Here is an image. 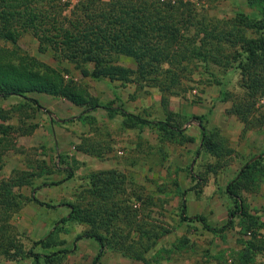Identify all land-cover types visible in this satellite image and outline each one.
<instances>
[{
  "label": "trees",
  "instance_id": "obj_1",
  "mask_svg": "<svg viewBox=\"0 0 264 264\" xmlns=\"http://www.w3.org/2000/svg\"><path fill=\"white\" fill-rule=\"evenodd\" d=\"M247 2L255 15L237 10L230 18H217L201 12L193 0H79L72 5L67 0H0V41L15 44L19 35L30 32L39 51L50 50L55 60L73 65L81 76L156 87L161 94L159 106L163 118L154 121L134 114L128 117L133 122L129 126H149L156 131V152L161 163L167 158L163 148L167 143L193 141L182 129L187 118L170 110L169 97L187 88L185 84L192 81L199 69L209 72L211 66L224 69L237 64L243 92L233 98L225 114L235 115L244 131L264 133V106H256L257 98L264 95V0ZM120 56L132 58L135 68L121 65ZM30 92L64 98L82 107L83 114L104 107L85 87L65 80L52 66L29 54L16 60L6 47L0 46V96L28 98L25 96ZM221 93L228 94L223 90ZM33 101L39 106L37 100ZM23 102L9 109L0 107V170L10 149L21 152L12 135L24 133V128L22 124L7 122L16 111L19 123L22 121L19 114L28 116L25 113L28 105ZM106 109L109 111V107ZM194 118L203 127L201 150L216 160L230 155L232 149L218 127L208 128L201 117ZM77 148L100 157L98 149L86 147L82 142ZM44 165L43 161H32L25 168H13L8 176L0 174V257L17 260L24 256L38 259L42 255L46 264H54L70 251L67 248H54L45 254L33 251L36 246L49 249L62 244L57 239L60 227L34 240L26 249L12 223L28 201H39L25 196L20 188L28 186ZM258 173H264V168L260 167V160H254L246 164L239 179L227 185V192L238 201L232 214H238L241 233L250 232L248 239H239L241 248L231 258V264H252L257 253L264 256V236L258 237L264 231V220L251 213L241 197L242 188L252 184ZM86 179L74 201L66 203L69 212L61 220L86 226L80 236L94 239L99 246L92 264H99L107 250L145 264L177 259L174 254L188 257L185 253L192 243L186 236L177 238L170 247H157L172 232L153 211L161 209L166 198L146 191L115 168L92 171ZM155 190L173 192L165 184L157 185ZM180 196L183 198L184 193ZM184 206L181 202L182 210ZM187 219L181 213V220ZM197 220L214 232L228 227L227 224L213 227L202 217ZM233 224L231 221L229 226Z\"/></svg>",
  "mask_w": 264,
  "mask_h": 264
},
{
  "label": "rangeland",
  "instance_id": "obj_2",
  "mask_svg": "<svg viewBox=\"0 0 264 264\" xmlns=\"http://www.w3.org/2000/svg\"><path fill=\"white\" fill-rule=\"evenodd\" d=\"M67 1L72 5L79 0ZM193 1L201 12L217 18H230L237 10L255 15L254 8L248 5L247 0ZM0 46L6 47L16 60L29 54L52 66L62 73L65 80H73L85 87L104 105L83 114L82 107L45 93L30 92L25 96L28 98L20 95L0 96V107L4 109L23 101L28 105L25 112L28 116L21 117L19 114L22 119L20 123L17 121L18 111L7 122L22 124L24 133L12 135L13 142L21 152L10 149L6 153L0 174L8 176L13 168H25L32 161L45 163L43 168L37 170L38 175L31 178V183L20 188L25 196L36 198L44 204L30 200L12 219L26 249L31 247L34 240L60 227L57 239L62 244L49 249L36 246L33 251L45 254L54 248H67L70 251L61 262L54 264H92L99 246L94 239L80 236L86 226L61 219L68 215L66 203L74 201L76 192L86 184V176L92 171L112 166L124 171L129 179L145 187L146 191L167 199L161 209L153 210L160 221L172 229L161 239L158 248L170 247L182 236L192 243L185 253L187 258L174 254L173 257L177 259L147 264H231V258L241 248L239 239H248L250 232L241 233L238 214H232L238 201L227 192V185L239 179L249 162L260 160V167L264 168V133L253 129L244 131L243 124L235 115L225 114L233 98L243 92L239 85L240 70L237 64L224 69L211 66L209 72L199 69L192 76V81L185 84L187 88L169 97L170 110L187 118L182 129L193 141L167 143L163 147L167 158L160 163L156 131L149 126H129L133 122L128 117V114H134L154 121L163 118L164 113L159 106L161 94L156 87L81 76L73 65L55 60L50 50L39 51L38 42L30 32L19 35L15 44L0 41ZM118 61L121 65L135 68L130 57L120 56ZM222 90L228 94L223 95ZM33 99L37 100L39 106ZM256 106H264V95L257 98ZM194 116L201 117L208 128L218 127L232 149L230 155L216 160L201 150L203 127ZM81 142L86 147L98 149L100 157L79 150L77 145ZM145 152L148 155H144ZM109 163L112 165L107 167ZM70 172L72 176H69ZM254 177L256 180L252 184L242 188L241 197L249 211L264 220V173ZM159 184H165L173 192H156L155 187ZM182 192L183 198L180 196ZM181 202L185 204L183 210ZM159 211L161 214H158ZM181 213L188 219L181 220ZM199 217L213 227L221 228L226 224L228 227L220 232L207 230L197 220ZM231 221L234 224L229 226ZM261 235L264 236V231L258 237ZM44 259L42 255L38 259L24 256L17 260L0 257V264H46ZM99 264L145 263L107 250ZM252 264H264L263 254L257 253Z\"/></svg>",
  "mask_w": 264,
  "mask_h": 264
},
{
  "label": "crops",
  "instance_id": "obj_3",
  "mask_svg": "<svg viewBox=\"0 0 264 264\" xmlns=\"http://www.w3.org/2000/svg\"><path fill=\"white\" fill-rule=\"evenodd\" d=\"M110 94H108V96H109ZM112 165V163H109V165H106L107 167H109V166H111ZM110 168H112V166L110 167Z\"/></svg>",
  "mask_w": 264,
  "mask_h": 264
}]
</instances>
